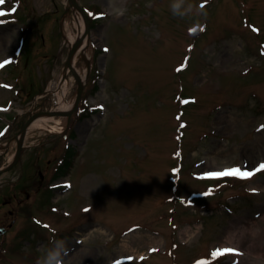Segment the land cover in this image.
<instances>
[{"label": "rangeland", "instance_id": "1", "mask_svg": "<svg viewBox=\"0 0 264 264\" xmlns=\"http://www.w3.org/2000/svg\"><path fill=\"white\" fill-rule=\"evenodd\" d=\"M78 1L102 12L89 22L90 62L79 65L90 66L86 98L69 132L29 130L25 159L0 173V198L24 204L18 200L34 161L46 167L71 149L69 165L56 177V192L39 190L38 201L30 193L31 216L19 212L27 231L18 238L13 231L0 264H36L58 239L69 248L63 264H235L242 261L235 252L213 253L225 249L227 230L254 221V247L239 253L264 254V169L256 171L264 163V0ZM175 3L184 15L174 14ZM0 7L8 13L0 18V63L10 61L0 67L5 167L22 122L57 110L69 33L79 28L69 0H5ZM67 80L66 100L75 103L71 71ZM231 168L254 174L207 175ZM0 204L2 221L8 206ZM190 226L194 236L186 239ZM138 231V252L127 255L124 239ZM263 254L246 264H264Z\"/></svg>", "mask_w": 264, "mask_h": 264}, {"label": "bare ground", "instance_id": "2", "mask_svg": "<svg viewBox=\"0 0 264 264\" xmlns=\"http://www.w3.org/2000/svg\"><path fill=\"white\" fill-rule=\"evenodd\" d=\"M72 2V0H69ZM72 6L74 8V15H75V22L79 28V32L76 35H73L71 32L69 33V37L72 43V48L74 49L73 53L69 56L68 59V65L66 68V73H69L71 69L76 70L78 72L85 83L87 81L86 75L88 76V70L85 68L82 70L79 68L80 63L82 61L86 60L88 62L90 58V47H91V36L89 32L86 30V18L85 15L78 9V7L72 2ZM87 17V16H86ZM68 80H64L63 84L61 85V91H59V99L58 103L59 106L57 107V110L60 114L55 117L48 113H42L38 116H36L31 124L29 125V130L32 129H41L50 131L53 133H63L67 126H68V117L66 115L67 112L71 111V109L74 107V102H67L66 100V94L68 91ZM260 220H264V215L259 218ZM237 223V222H236ZM256 221L251 222L249 224H246L245 226L238 227V225H235V227H232V230L229 229L226 232L225 239L226 241L222 243V247L225 249H234L236 250L237 256H239L241 259L235 260V264H246L250 263L253 259V254H263L256 252L255 249L251 250V253H243L241 255L239 252L243 249H250L251 247H254L253 245H249L251 242V237H256V234L258 233V230L255 228ZM102 232V231H101ZM104 233V231L102 232ZM140 232H136L135 235H131L127 237L125 242L122 244V250L123 252H127V255L136 254L138 251L134 248V243L139 240L140 236H138ZM145 234V233H144ZM141 233L142 236H148L151 243L155 246L159 245L161 243L160 236H155L153 234L147 233L144 235ZM183 236L186 239H191L194 236V229L193 227H189L186 232H183ZM251 246V247H247ZM246 246V247H245ZM144 255L141 254L142 257ZM146 255V254H145ZM264 255V254H263ZM257 258L260 255H256ZM237 259V258H236Z\"/></svg>", "mask_w": 264, "mask_h": 264}, {"label": "flooded vegetation", "instance_id": "3", "mask_svg": "<svg viewBox=\"0 0 264 264\" xmlns=\"http://www.w3.org/2000/svg\"><path fill=\"white\" fill-rule=\"evenodd\" d=\"M55 168H56V165H55ZM55 175H56L55 172L50 173V176H55ZM26 180H27L26 184L28 185L32 184L31 176L26 177ZM43 183H44V180L42 179L41 184ZM12 201L13 200L11 198L5 199L3 201V204L8 206V209H7L8 214L5 220L0 221V228H3V230H0V260L1 261H3L5 258L6 254L4 253L7 249L8 243L13 237V231L16 230L15 237H23V235L27 231V219H24L22 224H20L21 221L19 220V212L20 211L24 212L23 210L25 209L24 204L20 203L22 204L20 206L17 204L14 205Z\"/></svg>", "mask_w": 264, "mask_h": 264}, {"label": "clouds", "instance_id": "4", "mask_svg": "<svg viewBox=\"0 0 264 264\" xmlns=\"http://www.w3.org/2000/svg\"><path fill=\"white\" fill-rule=\"evenodd\" d=\"M182 2V0H181ZM192 5H188V10L191 11ZM174 14L184 15L179 12V3L172 5ZM69 253L67 242L63 239L53 240L51 247L44 250L43 254L37 258L36 264H63L64 257Z\"/></svg>", "mask_w": 264, "mask_h": 264}, {"label": "snow or ice", "instance_id": "5", "mask_svg": "<svg viewBox=\"0 0 264 264\" xmlns=\"http://www.w3.org/2000/svg\"><path fill=\"white\" fill-rule=\"evenodd\" d=\"M5 3V0H0V6H2ZM16 11V8L13 7L11 9V12L14 13ZM8 13L2 8L0 7V18L6 16ZM4 21L2 19H0V23H3ZM255 30V29H254ZM107 51V50H106ZM10 61L5 60L3 63H0V67H3L5 64L9 63ZM185 103H187V101H185ZM183 127V125H181ZM261 128H264V125L261 126ZM261 169H264V163L260 164L259 167L256 169V171H260ZM254 173L252 171H242L240 168H231V169H225L222 172H215V173H208L207 175L209 176H215V177H221V176H238L240 178H248L250 176H252ZM155 251V250H153ZM232 252H236V250L234 249H217L214 251L213 256H217V255H222L224 253H232ZM127 259L131 260L133 259L132 257H128ZM117 264H119V262H117ZM199 264V262H198Z\"/></svg>", "mask_w": 264, "mask_h": 264}, {"label": "water", "instance_id": "6", "mask_svg": "<svg viewBox=\"0 0 264 264\" xmlns=\"http://www.w3.org/2000/svg\"><path fill=\"white\" fill-rule=\"evenodd\" d=\"M72 2H73V3L79 8V10L85 15V18H86V24H87V30L89 31V22H88V19H87V17H86V14H85L84 9H83L82 6L78 3L77 0H72ZM73 51H74V49H72V52H71V53H73ZM72 70H73V73H74V75H75V77H76V79H77V81H78V97H77L76 105H75V107H74V110H75V109L78 107V105H79V103H80V100H81V98H82V93H83V90H84V82H83L81 76L78 74V72H76V70H74V69H72ZM65 76H66V75H65ZM65 76H64V77H65ZM74 110H72V111L66 113V114L69 116V118L72 116V113H73ZM46 113H49V114H51V115H59V114H60L59 112H56V111H47ZM33 118H34V117L30 118V119L27 121L26 125H25L24 128H23V131H26L28 125L30 124V122L32 121ZM22 147H23V138H22V139H19V146H18L17 156H16V159H15L14 163H13L10 167H12L15 163L18 162V160H19V158H20V156H21ZM10 167H9V168H10ZM9 168H8V169H9ZM8 169H7V170H8ZM2 171H4V170H0V172H2Z\"/></svg>", "mask_w": 264, "mask_h": 264}, {"label": "trees", "instance_id": "7", "mask_svg": "<svg viewBox=\"0 0 264 264\" xmlns=\"http://www.w3.org/2000/svg\"><path fill=\"white\" fill-rule=\"evenodd\" d=\"M90 20H92V21H93V20H95V19H94V18H92V17L90 16ZM97 73H98V72H97ZM85 98H86V97H85ZM85 98H84V100H85ZM70 153L72 154V151H71ZM71 154H70V155H71ZM70 155H68V159H67V161L70 159V157H71Z\"/></svg>", "mask_w": 264, "mask_h": 264}]
</instances>
